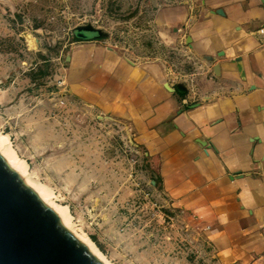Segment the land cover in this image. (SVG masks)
I'll list each match as a JSON object with an SVG mask.
<instances>
[{
	"label": "rangeland",
	"instance_id": "obj_1",
	"mask_svg": "<svg viewBox=\"0 0 264 264\" xmlns=\"http://www.w3.org/2000/svg\"><path fill=\"white\" fill-rule=\"evenodd\" d=\"M158 11L154 0H0V133L67 206L74 229L64 226L110 264H216L202 226L165 199L131 131L68 89L69 45L94 35L73 27L87 23L104 44L160 62L186 90L194 84L204 59L165 33Z\"/></svg>",
	"mask_w": 264,
	"mask_h": 264
},
{
	"label": "crops",
	"instance_id": "obj_2",
	"mask_svg": "<svg viewBox=\"0 0 264 264\" xmlns=\"http://www.w3.org/2000/svg\"><path fill=\"white\" fill-rule=\"evenodd\" d=\"M154 1L158 25L204 59L194 84L76 36L68 89L131 131L216 264H264V0Z\"/></svg>",
	"mask_w": 264,
	"mask_h": 264
},
{
	"label": "water",
	"instance_id": "obj_3",
	"mask_svg": "<svg viewBox=\"0 0 264 264\" xmlns=\"http://www.w3.org/2000/svg\"><path fill=\"white\" fill-rule=\"evenodd\" d=\"M73 32L106 34L90 23L74 26ZM175 88L186 91L182 84ZM0 264H103L1 154Z\"/></svg>",
	"mask_w": 264,
	"mask_h": 264
},
{
	"label": "bare ground",
	"instance_id": "obj_4",
	"mask_svg": "<svg viewBox=\"0 0 264 264\" xmlns=\"http://www.w3.org/2000/svg\"><path fill=\"white\" fill-rule=\"evenodd\" d=\"M0 154L3 156L5 161L18 172L20 176L25 180V182L31 186L39 197L59 216L60 221L63 225L71 227L74 226L71 222L70 213L66 205L56 203L51 198V190L49 187L39 183L38 181L32 179L26 169V164L23 159H21L8 139L7 135L0 133ZM74 231V235L83 242L87 248L92 252V254L99 260L104 261L103 264H110L103 256V253L96 247V245L82 232ZM101 261V262H102Z\"/></svg>",
	"mask_w": 264,
	"mask_h": 264
}]
</instances>
